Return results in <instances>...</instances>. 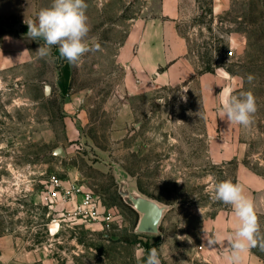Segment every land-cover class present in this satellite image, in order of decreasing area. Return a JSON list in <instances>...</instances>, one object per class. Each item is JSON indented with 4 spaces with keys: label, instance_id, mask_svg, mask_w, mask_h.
I'll return each instance as SVG.
<instances>
[{
    "label": "rangeland",
    "instance_id": "obj_1",
    "mask_svg": "<svg viewBox=\"0 0 264 264\" xmlns=\"http://www.w3.org/2000/svg\"><path fill=\"white\" fill-rule=\"evenodd\" d=\"M85 2L86 42L99 49L72 64L70 92L84 91L86 100L68 112L56 83L69 62L57 46L39 58L43 40L27 36L29 16L36 20L51 0H0V237L32 251L36 264H143L136 252L146 255L147 244L162 264H194L205 224L230 207L214 199V184L236 183L241 168L264 178V0H185L179 28L198 72H220L230 93L256 98L250 126L221 117L218 129L208 128L199 75L118 94L128 72L115 53L158 0ZM59 147L65 155L54 153ZM53 176L94 191L111 226L69 214L73 202L47 203ZM124 177L169 206L158 233L137 231L140 214L119 191ZM257 217L264 237V209ZM253 251L264 264V249Z\"/></svg>",
    "mask_w": 264,
    "mask_h": 264
},
{
    "label": "crops",
    "instance_id": "obj_2",
    "mask_svg": "<svg viewBox=\"0 0 264 264\" xmlns=\"http://www.w3.org/2000/svg\"><path fill=\"white\" fill-rule=\"evenodd\" d=\"M149 10H151L150 17L141 24L134 25L128 39L118 47L115 53L119 65L124 72H128V78L120 79L119 96H122L127 89L136 90L143 86L146 89L174 86L193 80L196 75H199L202 104L212 122L208 128L218 129V122L222 119L223 93H230L231 85L220 72H198L199 63L190 54L188 39L179 28L188 14L185 0H158L156 4L150 6ZM31 17L29 16V20ZM71 80L72 64L66 62L62 64L56 88L63 95H67L65 102L67 111L69 108L80 110L86 100V93L84 91L70 92ZM236 183L242 185L245 194L253 201L256 214L262 212L264 178L241 168ZM237 224L238 219L231 205L210 218L195 246L198 262L194 264H230L228 258L231 255V249L224 243L209 247L206 239L219 237L223 241L235 231ZM32 253L16 246L9 237H0V264H36L37 259L32 260ZM241 264H259L253 248L242 253Z\"/></svg>",
    "mask_w": 264,
    "mask_h": 264
},
{
    "label": "clouds",
    "instance_id": "obj_3",
    "mask_svg": "<svg viewBox=\"0 0 264 264\" xmlns=\"http://www.w3.org/2000/svg\"><path fill=\"white\" fill-rule=\"evenodd\" d=\"M88 5L85 0H51L49 7L39 11L36 20L27 21V36L29 40H43V44L35 51L39 58L51 55L53 46H57L60 56L70 64L79 66L82 58L92 50H98L99 45L93 49L86 37L90 31ZM27 51V50H26ZM249 80L253 77L249 76ZM257 111L256 98L251 91L238 94L223 93L221 115L229 125L237 124L248 127L253 122ZM214 199L231 205L238 224L235 231L225 240L219 237L206 239L209 247H216L224 243L231 249L230 264H241L242 253L251 248L264 249V237L259 235L260 226L253 201L245 194L242 185L230 180L219 181L214 184ZM136 252L138 260L143 258V264H162L160 253L156 247L146 250V255Z\"/></svg>",
    "mask_w": 264,
    "mask_h": 264
},
{
    "label": "built area",
    "instance_id": "obj_4",
    "mask_svg": "<svg viewBox=\"0 0 264 264\" xmlns=\"http://www.w3.org/2000/svg\"><path fill=\"white\" fill-rule=\"evenodd\" d=\"M44 200L50 204L73 202L74 211L69 214H75L93 223L99 222L104 227H110L114 220L112 213H106L102 209L94 191L84 188L77 181L65 183L62 178L53 176L47 185Z\"/></svg>",
    "mask_w": 264,
    "mask_h": 264
},
{
    "label": "water",
    "instance_id": "obj_5",
    "mask_svg": "<svg viewBox=\"0 0 264 264\" xmlns=\"http://www.w3.org/2000/svg\"><path fill=\"white\" fill-rule=\"evenodd\" d=\"M92 46L93 41H87ZM51 85H46V92L51 93ZM55 154L65 155L62 147L54 150ZM120 194L123 196L125 202L136 209L140 216L137 223V231L149 234H156L160 231V225L165 212L169 206L160 201L141 194L130 187L128 179L125 177L120 183Z\"/></svg>",
    "mask_w": 264,
    "mask_h": 264
},
{
    "label": "trees",
    "instance_id": "obj_6",
    "mask_svg": "<svg viewBox=\"0 0 264 264\" xmlns=\"http://www.w3.org/2000/svg\"><path fill=\"white\" fill-rule=\"evenodd\" d=\"M147 248H148V250L150 249V245L149 244H147Z\"/></svg>",
    "mask_w": 264,
    "mask_h": 264
}]
</instances>
